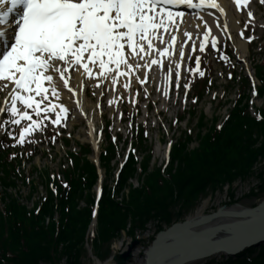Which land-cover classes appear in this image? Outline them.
I'll return each instance as SVG.
<instances>
[{
  "label": "trees",
  "instance_id": "1",
  "mask_svg": "<svg viewBox=\"0 0 264 264\" xmlns=\"http://www.w3.org/2000/svg\"><path fill=\"white\" fill-rule=\"evenodd\" d=\"M260 81L258 96L264 99V65L257 67ZM241 106V107H239ZM259 110L263 121L251 118L247 103L239 101L224 121L220 130L215 123L207 127L201 116L195 140L196 148L190 149L191 135L172 150V157L166 177L159 169L146 173L150 156L146 155L142 165L143 184L132 189L128 178L136 172L135 159L130 156L120 177L117 188L103 189L100 200L96 237L93 240V254L104 261L108 256V245L115 240L120 230L125 229L129 219L133 236L137 228H144L149 219L162 222L166 227L190 212L194 202L202 200L206 192L221 190L223 185H231L237 179L248 180L255 165L264 161V102ZM203 119V120H202ZM205 129V132H203ZM112 154V147L110 150ZM106 167L109 158L106 159ZM78 176H68V190L58 185L57 205L49 193L37 214L20 205L18 200L4 191L7 201L0 212V264H82L85 232L90 221L91 186L96 177L94 167L87 160L79 166ZM259 194L264 191L263 173L257 172ZM6 184V180H2ZM128 187L129 193L121 203L114 200ZM87 195H85V193ZM250 195H255L251 192ZM84 199L86 207L77 209V200ZM87 198V199H86ZM178 206L180 211L175 212ZM57 212L59 222L53 221ZM188 212V213H189ZM49 218L48 224L45 220ZM182 220V219H181ZM104 252V256L101 253ZM256 254L255 257H251ZM105 257V258H103ZM227 264H264V246L248 249L237 258H229Z\"/></svg>",
  "mask_w": 264,
  "mask_h": 264
},
{
  "label": "snow or ice",
  "instance_id": "2",
  "mask_svg": "<svg viewBox=\"0 0 264 264\" xmlns=\"http://www.w3.org/2000/svg\"><path fill=\"white\" fill-rule=\"evenodd\" d=\"M241 4L247 6L248 0H235L236 7ZM179 5L198 9L209 6L225 12L216 0H198L196 3L193 0H0V82L4 87L11 84L5 98L7 106L0 108V113L8 114L13 125L31 120L20 133L18 143H24L25 134L39 126L28 111L18 107V102L33 109L39 117L42 111L55 107L49 104L42 109L41 103L47 99L49 89L56 94L57 75L63 79L74 66L77 70L82 68L91 77L93 68L98 66L97 74L106 76L112 71L109 65H114L113 82L116 76L125 74L120 71L121 65L128 71L140 67L126 56L143 59L140 53L147 55L154 48L153 38L162 40L160 30L169 32L171 28L175 32L179 27L175 21L183 14L174 13L170 6ZM14 12L15 31L10 32L9 18ZM247 15L252 17L253 13L248 11ZM222 26L228 27L227 23ZM182 35L191 37L192 33L184 30ZM239 35L249 41L253 39L245 37L243 32ZM176 39V35L169 33V47L157 48L159 55H171L170 48ZM211 43L216 47L215 38ZM199 48L203 50L204 44L201 43ZM177 54L185 55L182 47L177 49ZM159 63L158 59H151L144 66ZM200 75L204 73L200 72ZM63 83L67 86L68 80L63 79ZM34 96H41V100ZM59 108L60 113L68 111L63 104ZM60 113L54 123L60 122Z\"/></svg>",
  "mask_w": 264,
  "mask_h": 264
},
{
  "label": "rangeland",
  "instance_id": "3",
  "mask_svg": "<svg viewBox=\"0 0 264 264\" xmlns=\"http://www.w3.org/2000/svg\"><path fill=\"white\" fill-rule=\"evenodd\" d=\"M261 12L257 13L255 16L259 17ZM242 23L244 24L245 20L244 16L241 15ZM262 21L256 20L253 25L245 26L241 25L242 29L245 31L246 36L252 34L255 37L254 42L250 43L247 47V50L244 51V54H249L247 63L249 65L248 70L250 72H254L253 67L255 64H262L264 62V27L258 28V26L263 25ZM229 56L225 62L220 61L216 57L211 55H207L206 58L202 61V69L201 72L204 73L203 76L200 73L196 74H188L182 79V86L180 87L179 95L176 94V91L172 94L170 101L163 106L162 103H159L157 106H154L152 114H156V111L164 107L165 113L163 116L158 117L156 115V120H161L162 127L158 129L156 126L153 127L154 123L151 121L148 122V128H146V135H147V145L152 148L151 156L152 158L147 163V171H154L156 168L161 164V153L165 148V143L173 138L175 140L179 135V131H185L188 128L194 129L196 131V126L198 123L197 118L198 116L203 113L205 116L204 124L209 125L216 122L214 118H217V122H220L221 119L226 115L227 109L230 107V100H235L237 97L235 95L238 94L237 91V81L239 80V76L245 73V69L243 68V64L238 63V58L236 56L237 53L228 52ZM230 74L236 75V81L229 85L228 80L230 79ZM211 80L214 81L213 85H210V90L208 93L203 95V99H200L195 103L194 99L191 98L194 95L195 87L199 85L203 80ZM222 93H224L222 95ZM248 95H251V90H247ZM214 94V95H213ZM187 95L186 100L184 97ZM138 97L142 96L140 93L137 94ZM156 99V97H153ZM224 103H220V101ZM177 102V105L175 104ZM252 104L256 107H259L262 104V101L259 98H252ZM189 107L191 109V117L187 118L188 109L184 112L183 108ZM106 115H109L108 107H105L104 110ZM143 112V109H142ZM180 115H183V122H174V119ZM146 114H144V117ZM104 120L107 122L108 118L103 116ZM164 119V120H162ZM187 119V120H186ZM141 121V119H138ZM170 123V130L168 131ZM98 127L103 126V120L97 119L96 122ZM113 125V123L111 124ZM74 127L73 130H70L71 127ZM66 131H63V135H68L66 138L69 140L67 146H65L63 139L56 138L53 145V150L49 149L47 146V141L43 134H41L40 140L33 141L32 144H28L27 146H34L35 144H42L44 149V154L38 153L35 154V149H25L26 155L23 159H19L18 161H22L20 168L18 170L20 176L24 175V183H21L20 180L16 182L17 186L16 189L21 195L20 199L23 203L27 202L35 204L39 200L40 193H44L45 187L43 185L44 181V172L47 170L48 174H55L57 170L62 166L67 168L68 163V156L66 154L68 152H76L77 151V144H87V138L85 137V126L82 122L72 123L69 121L66 124ZM54 131V130H53ZM118 132H122V138H125L124 135V128L117 124L115 127L113 125V133L114 136L118 139L121 135ZM70 134V135H69ZM127 139H130V136L127 134ZM119 143L116 144L117 150L116 152L118 155H115V163L120 162L122 160V154L125 151L126 146H121L120 138L118 139ZM128 141V140H127ZM133 141V139H132ZM174 142V141H173ZM197 143L195 141H191L190 149L196 148ZM45 149L48 150V153L45 152ZM22 153V151H19ZM91 158V155H89ZM119 156V157H118ZM255 174H253L248 180L244 182V180L237 179L231 185H223L221 190H216L214 192H206V196L202 199H199L198 202L193 203V207L191 211L188 213L186 212L184 215L180 217V221L190 219L196 215H203L207 213H211L216 211L217 209H224V208H250L255 207L257 204L264 201V191L261 194H258V186L259 179L257 178V172L263 173L261 178L264 179V161H260L255 165L253 169ZM146 171V173H147ZM112 178L110 179V182ZM136 181L134 182V185ZM34 185V188L31 187ZM92 192V191H91ZM253 192L255 195H250ZM30 195V196H29ZM120 197V196H119ZM87 199V198H86ZM235 207L231 205L234 203ZM83 202H80L79 207L82 208ZM175 212L180 211V208L176 206L174 208ZM155 220V219H154ZM153 219H149L148 223L145 225L144 228H137L136 231L133 232V236L127 234L130 231V223L129 219L127 220V226L125 229H122L117 234L118 236L115 237L108 245L107 255L109 258L105 260V262H101L102 264H117V262H121L119 255L126 252L128 246L131 242L136 241L137 244L133 249L130 251V257L123 264H144L145 256L144 253L146 252L147 248L151 245L150 242L155 238L159 232L166 228L162 222L158 220L154 221ZM175 222V221H174ZM128 231V232H127ZM132 237V238H131ZM85 247V246H84ZM87 250V248L85 247ZM83 251V254L80 259H82V264H99L100 260L91 256V253L87 251ZM104 256V252L101 253ZM103 257V258H105ZM217 262L222 263L223 258L215 256V258L204 260V261H193L189 264H216Z\"/></svg>",
  "mask_w": 264,
  "mask_h": 264
},
{
  "label": "water",
  "instance_id": "4",
  "mask_svg": "<svg viewBox=\"0 0 264 264\" xmlns=\"http://www.w3.org/2000/svg\"><path fill=\"white\" fill-rule=\"evenodd\" d=\"M263 203L264 201L257 207L243 209L238 214L235 212L236 215L223 214L221 212L223 209H218L212 214L202 216L197 222L172 225L166 231L160 232L151 243L152 245L145 253V264H155L153 259L161 254H166V258L156 264H188L215 254L235 256L248 247L264 243ZM220 217L221 219H217ZM174 227L182 234L170 242L164 241L165 236ZM158 237L161 243H167L170 246L166 252L155 254L161 245L155 243ZM136 244V241L129 244L127 251L119 255L121 262L117 264H123L130 257V251ZM186 255H192V258L184 260Z\"/></svg>",
  "mask_w": 264,
  "mask_h": 264
},
{
  "label": "bare ground",
  "instance_id": "5",
  "mask_svg": "<svg viewBox=\"0 0 264 264\" xmlns=\"http://www.w3.org/2000/svg\"><path fill=\"white\" fill-rule=\"evenodd\" d=\"M231 3L229 2V0H217V2L225 9V13H226V17H225V23H227L228 27L227 30L230 31L232 33V31H237L238 32V25H237V20L234 18L232 11H239L240 8L235 6V0H230ZM232 9V10H231ZM202 17V14H198V15H193L190 19L189 22L190 23H184L183 26H180L179 29H176L175 32H173L171 29H169V32H167L166 34L162 35V39L167 38L169 40V33L178 36L179 33H183L184 30H188V31H194L195 27L199 28L201 26V24H205L208 21L212 22V27L208 30H206L205 32L208 33V38L205 39V34H203L202 36H198L195 37V33H192L191 37H188L189 39L194 40L193 42L196 43H204L206 42V40L208 39H213L216 38L217 35H221V27H220V23L218 20H209V18L207 17ZM201 18V19H200ZM237 56L242 58L243 61L246 62L245 60V55L243 53V51L246 48V45L244 43H242L241 41H237ZM168 47L165 44H162V48ZM180 48V46L178 45L175 49V54H173V58L171 55H164V56H160V58H164L166 56H168L169 58L166 57V59L172 60V66L173 67H177V65L180 63V61H182V57H180L177 54V49ZM171 51V50H170ZM130 52V51H129ZM248 55V53H247ZM151 56L153 57H158L157 53H155L154 51H151L150 53L147 54L148 58H151ZM145 57H143V59H138L135 55L132 56H127V59L130 62H133L135 64L140 65L141 67H135L133 68L131 71H128L127 69H125V67L122 65V69L124 71V75L122 77H116L115 78V82H113L112 79V74L108 73L106 76L104 77H100L97 73L99 72L98 70H95L96 68H93V75L91 77L87 76L85 81H91L94 83V86L96 87L97 83L100 84V86L98 87V95L101 93H104V91H108L110 92L111 96L112 94L115 92V89H117V87L120 86V88L122 90L127 89V87H125V85L129 84L130 81H132V78L134 77V75L137 74H141L142 76L146 75L149 71H154L155 67H150L146 68V66H144L145 64H147V60L145 62ZM172 58V59H171ZM143 66V68H142ZM76 70V71H75ZM74 71L72 70V74L74 73V81H77L80 78H83V75H81L80 71H77V69H75ZM158 72V71H157ZM98 76V79L96 80V77ZM133 76V77H132ZM132 77V78H131ZM153 77L156 78V72L153 73ZM56 88H57V92L56 94H52L51 90H49V92L47 93V97L51 96L53 98L51 105H55V109L56 111H60L59 108V102H63V105L67 108V109H72L73 110V115L74 116H78V119L81 121H86L87 123L89 122V125L92 126L95 121H96V117L94 114V107L92 106V103H90V100L87 99L85 102H83L84 107L86 108V110H91L90 112L84 113V107L81 106L80 104V94L77 95L76 99H74L73 97H71L68 93L64 92L60 86V83L58 82V79L56 78ZM113 98V97H112ZM77 120V121H79ZM76 121V122H77ZM86 137H90V133H86ZM264 204V203H263ZM264 210V207H263ZM243 210H237L236 208H224V210H222L221 212L227 213V214H238V212H242ZM236 212V214H235ZM201 219V215H196L191 217L190 219H187L186 224L188 223H192L193 221L197 222L198 220ZM217 219H221L217 218ZM181 226V225H180ZM182 233L178 232L177 229H175V227L170 230V232H168V234L165 236L164 241L169 240L168 242H170V240H175L176 237L180 236ZM160 237V236H159ZM159 237L156 239L155 243L157 245H160V247L155 251V254H160V253H164L168 250L169 248V244L167 243H161ZM159 239V240H158ZM252 248H255L256 246H251ZM192 256V255H191ZM190 255H186L183 259L188 260L191 259ZM164 258H166V254L163 255L161 254L159 257L156 256L155 259H153V263H160V261H162ZM171 258V257H168ZM164 261V260H163Z\"/></svg>",
  "mask_w": 264,
  "mask_h": 264
}]
</instances>
